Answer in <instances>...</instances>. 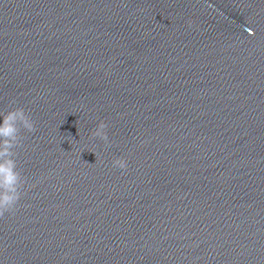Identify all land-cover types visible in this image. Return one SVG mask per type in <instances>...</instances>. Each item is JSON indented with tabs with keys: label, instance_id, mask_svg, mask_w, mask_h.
Wrapping results in <instances>:
<instances>
[{
	"label": "clouds",
	"instance_id": "clouds-1",
	"mask_svg": "<svg viewBox=\"0 0 264 264\" xmlns=\"http://www.w3.org/2000/svg\"><path fill=\"white\" fill-rule=\"evenodd\" d=\"M187 23L191 27L193 22L189 20ZM107 128V123L101 120L90 133V138H99L110 147ZM36 131L35 120L23 107H14L6 112H0V219H3L6 213L14 214L19 201L26 194L22 190L27 178L18 166L19 153L16 150L23 147L25 139L23 132ZM112 166L125 170L128 162L118 157L112 161Z\"/></svg>",
	"mask_w": 264,
	"mask_h": 264
}]
</instances>
